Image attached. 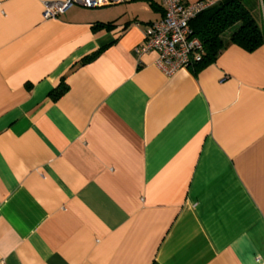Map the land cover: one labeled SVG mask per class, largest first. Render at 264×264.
Segmentation results:
<instances>
[{
    "label": "crops",
    "instance_id": "0c3cea01",
    "mask_svg": "<svg viewBox=\"0 0 264 264\" xmlns=\"http://www.w3.org/2000/svg\"><path fill=\"white\" fill-rule=\"evenodd\" d=\"M45 1L0 0V264H264V44L165 75L162 0Z\"/></svg>",
    "mask_w": 264,
    "mask_h": 264
},
{
    "label": "built area",
    "instance_id": "2783aa9c",
    "mask_svg": "<svg viewBox=\"0 0 264 264\" xmlns=\"http://www.w3.org/2000/svg\"><path fill=\"white\" fill-rule=\"evenodd\" d=\"M122 0H54L43 3L42 17L56 18L74 3L94 7L116 3ZM164 13L160 20L149 23L144 30L142 44L135 48L139 56L155 52L156 66L165 74L187 68L192 60L199 59L200 40L191 36L189 21L198 13L211 6L210 0H162Z\"/></svg>",
    "mask_w": 264,
    "mask_h": 264
},
{
    "label": "trees",
    "instance_id": "16d2710c",
    "mask_svg": "<svg viewBox=\"0 0 264 264\" xmlns=\"http://www.w3.org/2000/svg\"><path fill=\"white\" fill-rule=\"evenodd\" d=\"M189 28L191 36L197 37L202 45L199 59L194 58L187 67L193 72L213 63L230 44H237L248 51L264 44V32L242 0H223L209 6L189 21ZM97 54L94 52L82 58L81 62H87Z\"/></svg>",
    "mask_w": 264,
    "mask_h": 264
},
{
    "label": "rangeland",
    "instance_id": "374dc122",
    "mask_svg": "<svg viewBox=\"0 0 264 264\" xmlns=\"http://www.w3.org/2000/svg\"><path fill=\"white\" fill-rule=\"evenodd\" d=\"M227 33V32H226Z\"/></svg>",
    "mask_w": 264,
    "mask_h": 264
}]
</instances>
